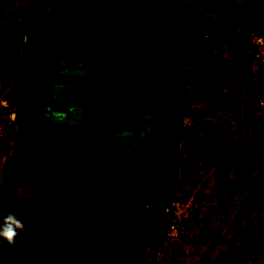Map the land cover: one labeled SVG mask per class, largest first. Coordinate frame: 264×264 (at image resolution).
I'll list each match as a JSON object with an SVG mask.
<instances>
[{
  "label": "crops",
  "instance_id": "obj_1",
  "mask_svg": "<svg viewBox=\"0 0 264 264\" xmlns=\"http://www.w3.org/2000/svg\"><path fill=\"white\" fill-rule=\"evenodd\" d=\"M194 4L195 0H0V90L5 89L6 74L11 72L15 78L12 87L5 89L11 110L17 114L11 123L16 133L13 148L25 140L19 133L21 125L27 127L25 135L31 140L57 142L51 154L46 152L49 158L58 154L61 145V189L69 193L64 196L70 197L72 215L66 214L63 200L64 213H52L47 219L55 234L43 240L45 246L50 240L58 242L65 258L62 264L70 260L71 264H161L163 259L165 264L168 259L183 264L180 258L160 252L164 236L157 231L168 182L174 175L172 156L182 153L186 144V133L177 128L173 117L185 105L180 100L166 103L165 90L163 94L160 90V68L166 64L163 45L167 40L173 39L179 44L178 52L188 55L186 49L192 51L194 43L204 40L205 34L213 35L214 26L218 28L221 19L214 11H193ZM244 14L249 23V11ZM245 46L250 54L251 43L246 41ZM208 51H213L211 46ZM231 51L225 52L228 58L221 68L234 67L235 73L242 61ZM248 58L243 53V62ZM211 62L214 59L207 58ZM185 72L187 86L205 93L215 89L200 82L197 69L190 77ZM12 141L7 138L0 143L1 160L7 159ZM28 154L24 148L23 157L14 159L15 166ZM241 165L234 170L241 176L237 173L240 177L232 180L244 177L246 185L238 188L240 200H247L244 188H259L263 183ZM198 174L195 171L194 176ZM153 195L161 199L160 206ZM143 221L145 229L139 226ZM38 240L35 243L43 244ZM120 244L125 250L115 257ZM30 248V264H43L44 255L38 254L44 250L35 245ZM83 250L89 251L84 262Z\"/></svg>",
  "mask_w": 264,
  "mask_h": 264
},
{
  "label": "rangeland",
  "instance_id": "obj_2",
  "mask_svg": "<svg viewBox=\"0 0 264 264\" xmlns=\"http://www.w3.org/2000/svg\"><path fill=\"white\" fill-rule=\"evenodd\" d=\"M191 8L193 11H214L213 13L219 20L221 19V22L217 29L214 26L213 35L205 34L204 40L194 43L192 51L186 49L188 55L178 52L179 44L173 42V39L167 40L163 45L167 59L166 64L160 68V90L161 93L165 90V95L162 94L167 104L172 102L176 104L180 100L185 105V109L182 112H174L173 117L177 128H181L187 135H184L186 137L184 151L176 152L175 157L172 156L174 164L171 167V173L174 175L169 179L165 197L175 195L179 198H192L196 214L188 222L181 224V233L177 238L171 240L161 238L160 252H164L166 257L180 258L179 262L183 264H188L189 261L192 264H264V118L260 113L264 107L255 100V97L260 95L262 73H260L259 63L253 56L250 57L252 53L249 54L245 46L251 24L254 27H251V30H255L256 27L259 29L264 24L263 21L260 23L262 19L260 14L264 12V0H195ZM244 11L250 13L249 23L245 19ZM223 20H226V23H223ZM228 23L230 24L227 25ZM185 28L187 29L188 26L185 25ZM210 38L209 43H205L206 39ZM209 46L213 51L206 53ZM229 48L240 57L243 63L239 64V69L235 68V73H233L234 67H231L232 70L225 71L221 68V62L228 58L225 52ZM243 53L249 56L246 62H243ZM209 57L214 59V62L208 64ZM196 59L199 63L195 62ZM196 69L198 75L196 77L200 79V82L211 84L215 88L208 91L210 93L214 91L213 95L205 93L204 89L201 91L195 86L193 88L187 86L188 77L183 80V76L187 74L185 71L189 72L190 77L191 72H195ZM10 74L12 73L9 72L5 77ZM170 90L169 96L167 94ZM5 97L7 98L5 89L0 90V98ZM254 104H258L259 107L257 106L255 113L251 114L250 110ZM5 108L3 106V109H0V143L7 138L13 141L12 150L9 151V147L6 149V153L10 152L9 155L7 154V159H0V209L7 199L15 202V205L24 199L35 202V195L32 193L38 186H42L41 191L44 194L40 196L41 203L49 211V218L52 213L60 216L64 213L63 200L67 203V207L64 203L63 208H66V214L71 216L72 211L68 206L70 197L67 198L69 193L61 189L63 178L60 168L61 145H58V154H54V157L50 155L49 158L46 152L51 154L57 142L51 140L46 144L31 140L28 138L30 136L25 135L29 130L21 125L19 133L25 140L19 141L20 144L13 148L15 129L13 130L11 123L3 125L7 109L11 110L10 103L8 108ZM194 124L198 126L197 129H194ZM39 131L44 132L42 129ZM23 137L20 139H24ZM203 140L204 142L209 140V142L205 144ZM24 148L28 149L29 154L15 166L14 161L23 157ZM202 150H204L203 153ZM246 154L251 155V158L244 160L243 156ZM179 155L182 157L180 158ZM198 156H204V158L199 160L196 158ZM192 160L201 163L202 170L199 171L196 168V172L201 175L193 176L185 182L181 181V172L193 163ZM241 163H244L245 167L251 171L252 178H258L263 183L259 188L243 187L247 190L244 193L247 200H240L242 190L238 188L246 185L241 180L244 177L238 181L232 180L241 176V173L237 172L242 166ZM48 164H50L49 167ZM232 172H235L233 176L229 174ZM237 173H240V176H237ZM233 186L236 187L233 188ZM155 192L154 189V195ZM65 194L67 196H64ZM153 201L161 205L160 198L154 197ZM145 211L149 214L148 208ZM6 214L0 213V220ZM40 223L44 222L40 221ZM24 224L31 230L40 227L32 218L26 220ZM48 225L50 228L53 227L51 223ZM143 225H145L144 221L139 226L145 229ZM123 226L120 224L119 227ZM163 230V221L157 222V231L160 236H165ZM38 242L43 244L31 241L28 248L20 247L13 252L5 248L8 247L5 242L0 245V264H30L32 259L30 246L34 245L37 249L44 250L43 254H38L44 255L43 264H62L64 257L57 241L50 240V245L47 244V246L43 239ZM124 250L125 247L121 244L116 246L114 256L122 255ZM88 252L83 250V262ZM159 254V257H162L161 253ZM159 254L157 253V256ZM95 255L97 256L96 252ZM14 257L18 259L14 260ZM168 260L169 264L174 263L173 259ZM165 261L163 259L161 264H165ZM71 263L70 260L68 264Z\"/></svg>",
  "mask_w": 264,
  "mask_h": 264
},
{
  "label": "built area",
  "instance_id": "obj_3",
  "mask_svg": "<svg viewBox=\"0 0 264 264\" xmlns=\"http://www.w3.org/2000/svg\"><path fill=\"white\" fill-rule=\"evenodd\" d=\"M261 21L264 22V12ZM248 41L252 45V56L259 63L262 73V90L255 100L264 107V24L261 28L252 30L247 35ZM14 75L10 74L3 78L2 85L5 89H10L14 83ZM8 99L0 98V109L3 106L8 108ZM17 117L13 110L7 109L3 118V125L12 123ZM164 223V237L166 240L175 239L181 233V224L188 222L196 214V209L192 198H179L175 195H167L161 207Z\"/></svg>",
  "mask_w": 264,
  "mask_h": 264
},
{
  "label": "trees",
  "instance_id": "obj_4",
  "mask_svg": "<svg viewBox=\"0 0 264 264\" xmlns=\"http://www.w3.org/2000/svg\"><path fill=\"white\" fill-rule=\"evenodd\" d=\"M167 25V24H166ZM169 30L167 29L166 33L168 34ZM257 103V102H256ZM258 104H254V107L251 108L250 112L251 114H254L256 111ZM250 109V108H248ZM262 118H264V109H262ZM245 114V113H244ZM250 115V114H249ZM45 133H43V136ZM199 162L193 161V163L186 169H184L180 174L181 181H187L190 178H192L195 175L196 168H198ZM42 186H38L34 193L35 195V202H31L28 200H23L18 203V205H15V202L5 200L4 206L1 207L0 213H8V212H14L20 219L23 220L25 223L26 220L33 219V221H38L36 224L39 225V228H34L33 230L28 229L25 226V229L19 233V235L15 238V243L11 246L5 247L7 249L10 248L11 252L14 250L20 249H26L29 247V244L32 242H36V240H41L48 238L49 236H54L55 234V228L50 229L49 221H47L49 217V211L46 209V207L41 203V195L44 194L41 189ZM16 206V207H15ZM46 209V211H45ZM22 212V213H21ZM37 218V219H36ZM40 219L44 221V223H40ZM150 232V231H149ZM146 234V233H145ZM4 244V243H3ZM26 252V250H24ZM25 254V253H24ZM23 254V255H24ZM22 255V256H23ZM21 256V257H22ZM18 259V257H14V260Z\"/></svg>",
  "mask_w": 264,
  "mask_h": 264
},
{
  "label": "clouds",
  "instance_id": "obj_5",
  "mask_svg": "<svg viewBox=\"0 0 264 264\" xmlns=\"http://www.w3.org/2000/svg\"><path fill=\"white\" fill-rule=\"evenodd\" d=\"M25 229V224L14 212H8L0 220V245L7 243L9 246L15 243V238Z\"/></svg>",
  "mask_w": 264,
  "mask_h": 264
}]
</instances>
